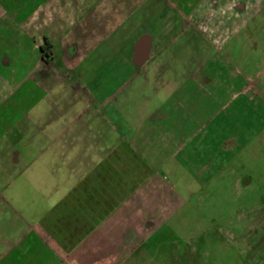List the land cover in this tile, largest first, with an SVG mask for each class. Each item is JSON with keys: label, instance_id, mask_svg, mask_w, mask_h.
<instances>
[{"label": "rangeland", "instance_id": "374dc122", "mask_svg": "<svg viewBox=\"0 0 264 264\" xmlns=\"http://www.w3.org/2000/svg\"><path fill=\"white\" fill-rule=\"evenodd\" d=\"M44 1L0 0V12L21 4L30 15ZM240 4L54 0L45 17L36 14L22 30L9 27L13 32L4 25L10 17H1L0 51L12 40L15 47L3 52H28L30 64L14 69L19 76L34 71L40 88L26 85L25 112L8 114L14 128L5 138L0 132V151L4 141L11 148L13 139L16 150L29 157L10 163L13 184L7 202L0 201V233L6 224L21 229L22 220L32 224L36 213H48L123 137L140 151L155 180L173 190L157 189L158 225L143 247L149 259L138 263L264 264V98L242 93L254 70L246 68L247 59L238 62L236 49L223 53L226 59L218 64L202 65L204 48L212 56L214 46L245 24ZM247 4L256 10L261 0ZM231 12L236 20H230ZM53 16H61V24ZM81 19L89 41H80L86 46L81 52L93 54L82 65L65 66L58 59L37 66L43 38L60 36L68 46L66 31ZM144 37L157 43L151 59L137 67L134 47ZM101 42L109 50L99 48ZM234 67L236 77L230 76ZM1 190L3 195L0 183ZM142 213L144 236L148 218Z\"/></svg>", "mask_w": 264, "mask_h": 264}, {"label": "crops", "instance_id": "0c3cea01", "mask_svg": "<svg viewBox=\"0 0 264 264\" xmlns=\"http://www.w3.org/2000/svg\"><path fill=\"white\" fill-rule=\"evenodd\" d=\"M52 1L54 0H45L38 4L30 15L23 13L21 4L13 10L5 8L4 14L0 12V18L10 17L11 22H4L10 32L14 31V28H9L13 25L22 30L36 14L44 13L45 17L47 6L52 5ZM239 1L244 7L239 10L242 12L240 14L245 15V24L238 34L230 36L226 42L223 40L221 46H214L212 56L211 48L203 47L205 52L203 54H207L203 56L206 61L202 65L208 64L209 61L218 64L222 57L226 59L223 53H232L236 49L238 62L243 63L245 58L246 68L252 67L254 70L246 79L247 84L242 93L252 99L253 96L264 98V0H261L260 8L256 10L252 9V5L247 4L256 0ZM58 16H53V23L61 24V16ZM230 18L231 21L236 20L237 15L231 12ZM231 21L225 26L228 29L233 27ZM83 23L81 19L79 24L66 31L69 38L68 46H64L60 36L55 38L45 36L38 46L40 56L36 57L37 66L51 64L58 59L65 66L82 65L90 57V53L94 52V50L85 54L81 52L86 46L79 44L80 41L89 42L87 27L83 29L80 26ZM75 30H78L77 33ZM20 36L25 39L22 31ZM46 40L49 42L48 51L43 53L41 47ZM11 41L2 49L7 51L13 49L15 46ZM156 43L155 40H151L149 55L143 65L151 59L152 49ZM106 45L101 42L99 48L108 47L109 43L107 42ZM2 49L0 51V132L5 138L15 125L14 119H11L12 123L9 126L8 114L14 117L17 112L22 114L25 112L23 106L27 104L29 96L28 91L24 92L28 87L26 85L32 82V89L33 87L39 89L40 86L36 83L37 79H33L34 71L19 76L14 69V65L30 64V57L26 55L28 52L5 53ZM138 54L135 46L132 65L137 67L139 65H136L135 61ZM123 57L126 61V52ZM235 62L238 67L239 63ZM237 67L231 69L230 76L236 77L240 74ZM7 69H10V72H7ZM35 90H31L30 94H34ZM21 92V96L13 101L12 99ZM112 127L114 126L110 128ZM129 128H133L132 125ZM11 143L13 147L9 148L8 141H4L5 147L0 151V183L6 191L5 195H2V190L0 191L2 197L0 201L5 202L13 184L8 175V171H11L10 163L17 165L29 158L16 150L13 139ZM97 162L91 165L86 179L79 181L53 209L46 214L36 213V219L32 224L22 220L24 228L17 230L14 229L12 222L5 225V232L0 233V264H133V262L140 264L138 260L148 258L143 247L158 225L157 211L160 205L157 203L159 202L157 189L162 194L172 193L173 190L170 187L169 190H165L161 181L155 180L149 167L143 163L140 151L128 144L123 137L119 138L116 147L110 150L109 157L101 155ZM142 210L146 211L148 218L144 222V236L141 230Z\"/></svg>", "mask_w": 264, "mask_h": 264}, {"label": "water", "instance_id": "95a60500", "mask_svg": "<svg viewBox=\"0 0 264 264\" xmlns=\"http://www.w3.org/2000/svg\"><path fill=\"white\" fill-rule=\"evenodd\" d=\"M151 39L148 37L141 38L137 44V52L139 53L138 60L135 61L136 65H143L145 60L148 58V51Z\"/></svg>", "mask_w": 264, "mask_h": 264}, {"label": "trees", "instance_id": "16d2710c", "mask_svg": "<svg viewBox=\"0 0 264 264\" xmlns=\"http://www.w3.org/2000/svg\"><path fill=\"white\" fill-rule=\"evenodd\" d=\"M49 42L46 40L45 44L41 47V50L43 53H46L48 51Z\"/></svg>", "mask_w": 264, "mask_h": 264}, {"label": "flooded vegetation", "instance_id": "af4514ba", "mask_svg": "<svg viewBox=\"0 0 264 264\" xmlns=\"http://www.w3.org/2000/svg\"><path fill=\"white\" fill-rule=\"evenodd\" d=\"M143 31V30H142Z\"/></svg>", "mask_w": 264, "mask_h": 264}]
</instances>
